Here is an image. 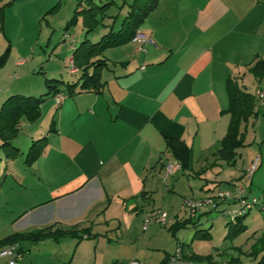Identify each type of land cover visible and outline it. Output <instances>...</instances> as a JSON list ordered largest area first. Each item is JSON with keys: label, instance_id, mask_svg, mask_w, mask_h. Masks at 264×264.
<instances>
[{"label": "crops", "instance_id": "0c3cea01", "mask_svg": "<svg viewBox=\"0 0 264 264\" xmlns=\"http://www.w3.org/2000/svg\"><path fill=\"white\" fill-rule=\"evenodd\" d=\"M247 12V8L241 11L240 0H158L136 30L150 43L140 48L133 38L99 56L106 59L107 66L100 70L97 92L68 95L62 87L59 93L65 98L59 105L50 94L40 106L37 121L20 120L18 134L23 121L46 122L31 132L25 155L15 144L18 134L12 140L18 149L15 157L7 158L2 149L7 164L0 192L7 179L13 182L0 211V240L48 227L77 233L57 240H19L15 245L20 257L15 264H129L132 260L147 264L151 254L157 259L155 264H161L172 253L164 251L157 258L156 236L152 233L145 238L143 233L149 228L143 230L144 219L157 210L167 216V223L156 222L157 227L166 229L176 246L177 235L184 230H194L185 242L193 254L192 242L201 238H193L195 230H208L210 238L212 223L202 224L201 216L213 210L220 213L225 204L216 209L204 207L191 216L182 206L187 197L179 193L185 186L181 178L187 180L191 194L188 180L202 181L193 199L213 197L221 192L222 182L235 192L251 165L239 168L236 174L228 170L222 176L224 167L235 168L241 148L232 166L215 156L230 118L225 81L228 77L243 81L246 64L264 51L257 40L260 30L251 29L264 15L255 13L252 22L242 19ZM77 16L81 17L76 15L75 21ZM119 24H113L115 30ZM103 26L106 32L112 24ZM69 27L65 25L64 31ZM78 44L71 47L72 53ZM4 84L0 82V107L12 94L39 97L47 92L46 85L16 89L13 84ZM261 86L255 94L264 92ZM255 99L259 107L264 106V97L262 104L257 94ZM43 137L46 141L41 153L28 162L32 141ZM168 139L182 140L191 148L188 170L171 156ZM168 164L178 166L167 173ZM253 184L250 178L244 186L248 197L253 196ZM176 194L180 195L177 206L173 200L174 205L165 202ZM158 198L163 202L161 207H157ZM170 210L174 212L169 215ZM189 217L196 227L173 235L170 227ZM81 230L86 233L81 234ZM8 261L0 258V264Z\"/></svg>", "mask_w": 264, "mask_h": 264}, {"label": "rangeland", "instance_id": "374dc122", "mask_svg": "<svg viewBox=\"0 0 264 264\" xmlns=\"http://www.w3.org/2000/svg\"><path fill=\"white\" fill-rule=\"evenodd\" d=\"M9 1H0V57L5 54L0 63V82L8 85L13 84L16 89H29L38 85L45 86V78H54L64 82L75 81L78 74L70 73L72 66L75 67L73 59H70V57L74 45L85 39V30L81 29L82 20L79 16H77L75 23L67 31H64V26L72 16L76 15L74 7L78 0H11L12 3L6 5ZM111 1H114V3L113 5H108L102 22H100L101 24L87 36L91 43L97 42L101 35L105 33L102 31L106 28L103 25L115 23V27L118 26L127 11L128 4L132 0H93L99 6ZM260 1L240 0L241 11L248 9L246 17L242 18L243 20L250 19L254 22L257 16L255 13L259 14L261 12L264 15V0ZM101 17L98 15L99 19ZM254 26L255 28L251 25V29L260 30V37L257 36V40L261 41V47L262 44L264 45V35L262 36L264 18L262 17L261 21H256ZM256 56H264V51L250 59V62L246 64L247 69ZM17 61H23V64L17 66ZM242 74H245V79L243 81L240 80L239 84L243 85L246 91L255 96L256 90L262 87L261 85H264V77L257 83L248 70L242 72ZM19 91L17 90V93H20ZM36 96H39V93ZM256 107L260 109V113L258 116L249 119L244 146L239 150L240 156L237 158L236 166L235 168L224 167L222 176L226 175L229 172L228 170L236 174L239 168H245L257 160V169L251 178H253L254 183L252 195L259 197L263 194L264 187V106L259 107V104L256 103ZM45 122L46 119H42V121H38L35 124H29L26 121L21 124L15 144L18 147H22L24 155V149L28 147L27 143L31 132L44 125ZM3 156L1 148L0 178L4 175L5 164H7L3 160ZM180 178L181 176L179 175ZM181 179L185 186L182 187L183 191H179V193H185L187 198L195 197L192 195H196L197 186L201 185L202 181L197 178L188 180L194 192L191 194L188 193L187 180L185 178ZM11 180L7 179L5 188L0 192V211L3 210L5 199L9 195V186L13 182ZM219 189L221 192L234 191V188L231 189L230 185L225 182H222ZM178 195L176 194L174 198L170 197L165 202H168L169 205H174V201L177 206L180 198V195ZM262 199H264V196ZM161 203L163 202L158 198L157 207H161ZM162 209L169 211L166 206H163ZM172 212L174 210H170L169 215ZM201 219L202 224L212 223V227L209 230L210 238H195L191 248L194 254L210 256L211 260L210 262L201 261L196 263L185 261L183 259L184 253L181 251L180 259L183 264H256L257 260L247 256V253L256 240L264 233V210L262 205L253 207L249 214L240 220L239 225L246 227V229L234 239L225 238L227 233L225 223H227V220L219 212L213 210L207 215H202ZM157 226L159 225L156 222L151 223L148 230L143 232L146 235L145 238H148L152 233V235L156 236L153 240V243L158 245L156 257H160L164 251L174 254L177 248L176 240L169 235L166 229H159ZM193 231L192 229L180 231L177 235L179 241L188 243ZM184 251L189 253L191 250L186 245L184 246ZM232 257H238L239 259ZM146 259H148L146 261L147 264H155L157 261V259L154 260L153 254Z\"/></svg>", "mask_w": 264, "mask_h": 264}, {"label": "trees", "instance_id": "16d2710c", "mask_svg": "<svg viewBox=\"0 0 264 264\" xmlns=\"http://www.w3.org/2000/svg\"><path fill=\"white\" fill-rule=\"evenodd\" d=\"M12 1L10 0L6 5H10ZM157 2L158 0H132L128 4L127 11L121 19L118 29H114L113 23L111 28L103 33L97 42L91 43L89 39H87V36L101 24L100 22H102L103 15H105V10L108 9V5H113L114 1L105 3L101 6L96 5L93 0L77 1L74 13L81 16L82 26L86 34L85 39L73 49L72 53L74 66L76 70L79 71L78 77L72 82H64L54 78L46 79L45 85L47 92L39 97L22 94H12L7 97L0 107V148L5 150L7 158H13L18 154V149L12 144V140L18 134L20 120L24 118L29 123L37 121L40 117V106L47 96L59 93L62 87L68 92V95L86 90L96 92L99 90L101 85L100 70L103 66H107L106 59L99 56L108 48L116 47L132 40L137 28L155 8ZM76 15L67 22V27L75 22ZM98 15L102 17L99 19ZM4 55L0 57V63ZM247 70L255 81L259 83L264 77V56H256ZM225 87L229 100L227 112L230 118L226 134L221 142L220 148L215 152V156L217 160L232 166L235 163L237 149L244 145L249 119L258 116L260 109L256 107L255 96L246 91L244 86L240 85L236 79L228 77L225 81ZM45 141L46 137L32 141L27 155L28 162L39 156ZM167 148L171 156L179 162L183 170H188L190 168L192 151L188 145L182 140L168 139ZM248 214L249 212L232 222L227 221L225 224L227 228L225 238L234 239L246 229V227L240 226L239 222ZM196 225L197 223L189 217L175 222L170 227V231L175 235L182 229L188 227L195 228ZM79 232L85 234L86 230H81ZM76 233L77 231L74 230L60 228L52 229L48 227L8 236L0 240V247L16 244L22 239H27L32 242L46 239L57 240L61 237L74 235ZM196 236L208 239V230H195L193 238ZM184 246H186L184 242L178 241L177 247L184 253L183 259L185 261H192L195 263L201 261L210 262V256H200L191 252L185 253ZM247 256L257 260L256 264H264V233L251 246ZM167 261L168 258H165L161 264H167Z\"/></svg>", "mask_w": 264, "mask_h": 264}, {"label": "built area", "instance_id": "2783aa9c", "mask_svg": "<svg viewBox=\"0 0 264 264\" xmlns=\"http://www.w3.org/2000/svg\"><path fill=\"white\" fill-rule=\"evenodd\" d=\"M67 37V35H66ZM135 42L140 46H143L144 44L150 43L151 40L143 33L136 31ZM77 70L75 67L72 66L70 69V73L74 74ZM258 99H260L261 104L264 97V92L257 91ZM65 98V95L63 93H57L54 95V100L57 105H59L63 99ZM177 165H171L168 164L166 166V172L171 173L173 172ZM257 169V160L252 162L249 169L247 170L246 174L244 175L245 180L242 184L236 186L235 192L229 193V192H218L213 197H206L202 199H193V198H184L182 200V206L184 209H186L190 215L196 214L198 211H200L204 207H208L211 209H216L219 204H225L224 209L220 211L221 216H223L227 221H234L238 219L241 216H244L250 210L255 207L262 205V209L264 210V205L262 204V198L264 196V187H263V194L259 197L252 196L248 197L244 194V186L248 183L249 179ZM153 222H157L159 224H166L167 223V216L166 213L160 210L153 211L149 214L148 217L144 219L143 222V230H146V228ZM181 256V249L179 247L176 248L173 255H171L168 258L167 264H183L180 259ZM6 257L9 261L7 264H15L16 260L20 257V253L17 250V246L15 244L9 245L5 248H2L0 250V258ZM129 264H140L136 260H132L129 262Z\"/></svg>", "mask_w": 264, "mask_h": 264}]
</instances>
